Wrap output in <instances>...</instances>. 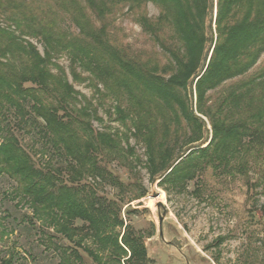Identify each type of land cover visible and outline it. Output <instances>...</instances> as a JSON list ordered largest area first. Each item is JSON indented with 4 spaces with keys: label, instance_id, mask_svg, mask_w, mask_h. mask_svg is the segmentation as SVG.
Here are the masks:
<instances>
[{
    "label": "rangeland",
    "instance_id": "obj_1",
    "mask_svg": "<svg viewBox=\"0 0 264 264\" xmlns=\"http://www.w3.org/2000/svg\"><path fill=\"white\" fill-rule=\"evenodd\" d=\"M24 1H28L33 10L36 9L38 20L52 19L61 28L60 32L81 40L91 39L82 34L78 24L73 21L70 9L75 8L76 3H67L72 0ZM2 2L5 6H0V26L8 27L23 39L32 42L43 55L45 50H51L54 56L50 64L52 71L58 72L56 64L64 68L67 80L81 94L74 100L73 108L90 104L88 124L94 130L114 134L120 140L117 149L110 150L106 147L97 154L99 164L106 172L100 175L84 171V178L81 179V183L85 184L82 194L88 201L94 197L93 194L110 200L111 213L107 214L105 220L102 218V221L109 224L114 212L121 209L123 225H112L113 232L120 234L119 241L127 226H132L146 245L148 254L153 259L152 264H264L263 146L250 149L247 158L245 155L244 158L234 160L233 165L247 160L242 169L244 173L238 171L237 167L221 170L204 164L186 186L161 182L160 177L167 165L155 168L149 166L148 140L159 142L167 139L169 146H172L173 156L169 161L172 163L178 159L185 146L183 131L187 128L183 121L180 138V131L176 132L169 121L165 123L153 105L143 101L140 95L147 89L150 79L156 76L163 80L178 78L188 64L182 65L180 55L183 52L172 54L145 29L153 23L164 24L165 33L162 36L172 40L169 35L172 36L174 32L166 25L170 23L159 17L164 13L165 3L154 0H93L89 6L85 0H75L84 6L86 14L83 25L88 34L101 32L103 42L114 47L121 54V60H132V67H120L113 83L115 86L110 85V88L105 89L103 82L90 71L78 63L72 66L70 48L46 44L43 36L48 34L47 31H44L43 36L31 35V29L26 25L21 26V29L16 27L12 21L14 16L11 14V2L2 0L0 4ZM61 3L70 7L69 12L61 7ZM216 13L217 0H214V5L208 6L205 16V34L208 40L204 54L192 59L194 63L197 61V65L196 72L189 81L208 62L209 58L206 61L204 57L206 52L212 51L216 39ZM0 43L3 44L1 40ZM175 55H179V62ZM72 67L82 78L74 77ZM261 68H264V53L243 77L251 76ZM238 79L209 91L210 98L218 101ZM191 90L192 88H188L183 94H186L188 101L192 98L193 108L200 116L196 110L194 86L193 93ZM44 99L51 102L52 97L46 94ZM33 103L32 98L23 99L22 112L9 104L0 109V143L10 137L16 138L19 145L30 154L37 169L55 173L59 176V184H69L72 179L69 166L76 162L53 144L45 122L32 110ZM139 103L142 105L139 106ZM148 111L159 124L151 132L148 128L140 132L136 126L145 125ZM60 112L64 113L63 110ZM202 118L205 125L200 147L206 146L213 136L210 121L203 115ZM154 192L156 197L152 196ZM159 201L163 202L164 208L158 207ZM161 215L164 217V238L160 234ZM108 216L111 218L108 219ZM63 218L59 211L58 220L54 224L49 218H41L35 214L29 197H25L17 189L16 180L8 175H0V260L10 259L11 264H64L63 257L70 249V243L57 228L64 221ZM73 224L84 225V228L89 225L81 219ZM77 234L76 241H81L83 246L91 248L103 258L101 264H118L113 259L117 254L113 253L112 257L92 235ZM82 254V263L75 260L74 264H93L87 254L83 251ZM124 262V258H121L120 263Z\"/></svg>",
    "mask_w": 264,
    "mask_h": 264
},
{
    "label": "trees",
    "instance_id": "obj_2",
    "mask_svg": "<svg viewBox=\"0 0 264 264\" xmlns=\"http://www.w3.org/2000/svg\"><path fill=\"white\" fill-rule=\"evenodd\" d=\"M8 1L12 4V21L16 27L21 29V26L26 25L31 29V35L43 36L44 31H47L48 34L43 36L46 44L70 48L72 66L78 63L90 71L103 82L105 89L110 88V85L115 86L113 83L120 67L133 66L132 60H121V54L103 42L101 32L88 34L83 25L86 14L84 6L75 0H67L72 5L76 3L73 9L63 5V2L60 5L68 12L69 9L72 10L70 14L73 21L90 40H81L79 37L67 35L66 32H60L61 28L52 19L38 20L36 9L33 10L28 1ZM85 1L89 6L92 5L93 0ZM154 1L165 3L164 13L159 17L170 23L166 25L174 32L172 36L169 35L172 40L162 36L165 33L164 24L153 23L145 29L172 54L183 52L180 55L182 65L188 64L178 78L163 80L156 76L150 79L147 89L140 94L143 101L153 105L165 123L169 121L176 132L180 131V138L183 132L185 135V146L177 161L172 163H169L173 156L170 148L172 146H169L167 139L159 142L148 140L149 166L155 168L167 165L160 177L161 182H170L177 186H186L197 176L198 170L204 164L221 170L237 167L238 171L244 173L242 169L247 160L233 165L234 160L244 158L245 155L247 158L250 149L264 147V68L251 76L243 77L264 53V0H217L216 39L212 51L205 53L204 58L206 61L209 58L208 62L191 81L189 78L196 72L197 65V61L194 63L192 59L200 58L204 54L208 40L205 34V16L208 6L214 5V0ZM0 6L4 8L5 4L2 2ZM0 40L3 42L0 43V109L9 104L22 112V100L32 98V110L45 122L53 144L76 162L69 166L71 183L59 184V176L37 169L30 154L19 145L16 138L10 137L0 143V175H8L16 180L17 189L25 197H29L35 214L41 218H49L55 224L58 212L62 213L64 221L57 228L70 243V249L63 257L64 264H74L75 260L82 263V251L91 258L93 264L103 262L100 255L83 246L81 241L75 240L77 233H89L112 257L116 253L113 259L118 264H121V258H124V264H152L153 259L150 258L146 245L132 226H127L121 241L120 234L113 232L112 225L124 223L121 209L114 212L113 220L108 216L111 219L107 224L102 218L105 220L111 211L110 200L93 194L94 197L88 201L82 194L85 191V184L81 183L84 171L103 175L106 170L100 166L97 154L106 147L110 150L117 149L120 140H117L116 135L96 131L88 124L90 104L73 108L74 100L81 94L67 80L64 68L56 64L58 72L52 71L50 64L54 56L51 50L47 49L44 55L41 54L32 42L23 39L8 27L0 26ZM178 56L176 60L179 62ZM72 73L76 79L82 78L73 67ZM235 78H239L237 83L227 90L225 96L218 101L210 98L209 91ZM193 86L196 110L200 116L193 108L192 98L188 101L186 94H183L188 88H192L193 93ZM46 94L52 97L51 102L44 99ZM61 110L64 111L63 114ZM202 115L208 118L213 128V136L204 147H200L202 143H199L205 125ZM145 121V125L136 126L138 131L148 128L151 132L159 124L150 111ZM183 121L187 128L181 132ZM77 219L85 223L87 221V228L84 225L75 226L73 223ZM0 264H11V260L1 259Z\"/></svg>",
    "mask_w": 264,
    "mask_h": 264
},
{
    "label": "water",
    "instance_id": "obj_3",
    "mask_svg": "<svg viewBox=\"0 0 264 264\" xmlns=\"http://www.w3.org/2000/svg\"><path fill=\"white\" fill-rule=\"evenodd\" d=\"M156 195H157L156 192H154L152 196H153V197H156ZM158 207H160V208H164V204H163L162 201H159V202H158ZM163 218H164V217L161 215V216H160V225H161V226H160V227H161V229H160V234H161L162 238H164V233H163V229H162Z\"/></svg>",
    "mask_w": 264,
    "mask_h": 264
}]
</instances>
